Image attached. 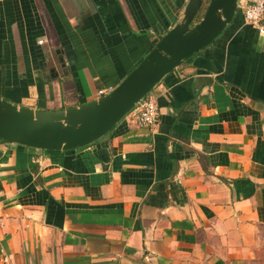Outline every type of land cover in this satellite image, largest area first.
I'll list each match as a JSON object with an SVG mask.
<instances>
[{"label":"crops","instance_id":"0c3cea01","mask_svg":"<svg viewBox=\"0 0 264 264\" xmlns=\"http://www.w3.org/2000/svg\"><path fill=\"white\" fill-rule=\"evenodd\" d=\"M187 0H0V98L58 110L116 87ZM239 11L130 112L65 151L0 139V264H264V34Z\"/></svg>","mask_w":264,"mask_h":264},{"label":"water","instance_id":"95a60500","mask_svg":"<svg viewBox=\"0 0 264 264\" xmlns=\"http://www.w3.org/2000/svg\"><path fill=\"white\" fill-rule=\"evenodd\" d=\"M208 1L202 18L195 17ZM240 0H187L181 19L112 90L58 110L18 106L0 98V139L32 150L65 151L107 135L162 79L211 45L233 21Z\"/></svg>","mask_w":264,"mask_h":264},{"label":"built area","instance_id":"2783aa9c","mask_svg":"<svg viewBox=\"0 0 264 264\" xmlns=\"http://www.w3.org/2000/svg\"><path fill=\"white\" fill-rule=\"evenodd\" d=\"M241 10L244 21L258 30L260 34H264V0H248ZM131 113L136 124L140 127H151L155 125L159 117L158 107L152 101L146 99L142 100Z\"/></svg>","mask_w":264,"mask_h":264},{"label":"trees","instance_id":"16d2710c","mask_svg":"<svg viewBox=\"0 0 264 264\" xmlns=\"http://www.w3.org/2000/svg\"><path fill=\"white\" fill-rule=\"evenodd\" d=\"M207 2H208V1H205V3L203 4L202 8L199 10L198 14H197L196 17H195V21H194V23L199 22L200 19L202 18L203 13H204V10H205V6H206Z\"/></svg>","mask_w":264,"mask_h":264}]
</instances>
